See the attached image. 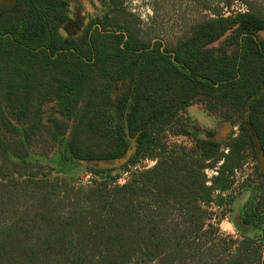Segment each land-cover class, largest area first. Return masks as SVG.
I'll return each mask as SVG.
<instances>
[{
  "label": "trees",
  "instance_id": "trees-1",
  "mask_svg": "<svg viewBox=\"0 0 264 264\" xmlns=\"http://www.w3.org/2000/svg\"><path fill=\"white\" fill-rule=\"evenodd\" d=\"M70 22L65 0H19L16 11L0 4V264H264V183L238 219L230 210L241 240L227 237L225 255V244L199 242L219 234L212 206L225 202L246 152L258 156L250 129L264 154V13H218L172 48L144 41L124 10L111 9L78 40L60 35ZM49 102L69 130L57 119L45 125ZM194 105L238 134L222 142L197 128L191 149L167 144ZM45 133L80 166L126 158L135 137L122 171L156 164L121 186V171L100 168L89 186H75L28 161Z\"/></svg>",
  "mask_w": 264,
  "mask_h": 264
},
{
  "label": "rangeland",
  "instance_id": "rangeland-1",
  "mask_svg": "<svg viewBox=\"0 0 264 264\" xmlns=\"http://www.w3.org/2000/svg\"><path fill=\"white\" fill-rule=\"evenodd\" d=\"M69 16L72 24H67L60 29L62 38L80 39L85 37L89 27L95 23L94 27H100L96 22L111 9L124 10L131 14L137 22L139 36L146 42H161L163 47L172 48L180 40L188 36L192 29L198 24L208 19L214 18L218 13L225 17H231L238 12H246L249 8L255 7L264 13V0H108L110 7L104 9L97 0H68ZM16 11L15 4H7ZM228 32L220 41L211 45L212 48H222L227 40L233 35ZM258 38L264 40V32L258 34ZM228 51L234 53L236 46L227 47ZM185 116L188 118L185 126L179 124L170 134L167 135L165 142L169 145H182L191 149L194 145L191 141L197 136V128L207 130L208 132H221L231 137L232 134H238V127L231 122L223 121V118L217 115L207 113L201 106L194 105L190 107ZM57 119L65 123V126H71V121L61 112V108L56 102H49L43 107V122L46 126L53 127V121ZM185 131L183 136H175L177 132ZM227 138H223L222 142ZM6 139L5 141H14ZM31 146L28 161L30 164L40 168L39 174L47 177H59L75 184V186H89L96 179L93 170L118 169L121 173L120 179L115 185H124L127 183L132 173L144 169L152 168L156 162L154 160H141L135 166L130 168V172L125 173L122 167L126 165L133 156L131 151L130 158L122 159L114 163H90L80 166L67 162L60 153L62 145L59 141H54L49 133L43 134L37 138ZM61 139V138H60ZM264 170L261 168V161L258 156L253 157L252 151L245 154L244 166L235 174V184L229 192L224 194L225 202L219 208L213 205V211L218 217L209 222V224H219L220 232L216 236L204 235L199 240L203 247L211 244H225L227 237H232L235 241L241 240L237 229L231 222L232 214L238 219V211L245 206L247 202L258 194V187L264 183L261 174ZM212 177L214 172H208ZM234 212L231 213L230 210ZM209 238H212L209 239ZM211 240V241H210ZM198 242V243H199ZM211 245H208L210 247ZM207 247V248H208ZM226 244L224 247H218V255L223 256L227 253Z\"/></svg>",
  "mask_w": 264,
  "mask_h": 264
},
{
  "label": "water",
  "instance_id": "water-1",
  "mask_svg": "<svg viewBox=\"0 0 264 264\" xmlns=\"http://www.w3.org/2000/svg\"><path fill=\"white\" fill-rule=\"evenodd\" d=\"M250 131H251V134L253 135V138H254V141H255V144H256V148H257V152H258V157H259V159L261 161V168L264 170V154H263V150H262V147H261V143L259 141L258 136L255 134V132L252 129H250ZM136 141H137V137H135V138L132 139V141H131V150L128 152V155H127L126 158L129 159L131 157L130 156L131 151H134V153H135V150H136ZM134 153H133V155H134ZM126 158H124V159H126Z\"/></svg>",
  "mask_w": 264,
  "mask_h": 264
},
{
  "label": "flooded vegetation",
  "instance_id": "flooded-vegetation-1",
  "mask_svg": "<svg viewBox=\"0 0 264 264\" xmlns=\"http://www.w3.org/2000/svg\"><path fill=\"white\" fill-rule=\"evenodd\" d=\"M67 3H68V9H69V1L68 0H65ZM98 1V0H97ZM18 2H19V0H0V4H2V5H4L5 7H8V8H11V9H13L12 7H9L7 4H9V3H11V4H15V7L17 8V5H18ZM99 2V1H98ZM70 17V16H69ZM71 19V18H70ZM73 23V21H72V19H71V22L70 23H68V24H72ZM65 25H67V24H65ZM64 25V26H65Z\"/></svg>",
  "mask_w": 264,
  "mask_h": 264
},
{
  "label": "crops",
  "instance_id": "crops-1",
  "mask_svg": "<svg viewBox=\"0 0 264 264\" xmlns=\"http://www.w3.org/2000/svg\"><path fill=\"white\" fill-rule=\"evenodd\" d=\"M227 137H228V135L226 136V135L222 134V131L216 133V139L217 140L221 141V140H223V138H227Z\"/></svg>",
  "mask_w": 264,
  "mask_h": 264
}]
</instances>
